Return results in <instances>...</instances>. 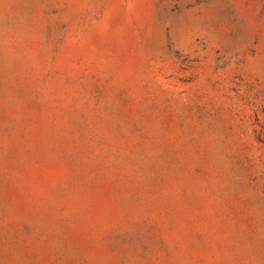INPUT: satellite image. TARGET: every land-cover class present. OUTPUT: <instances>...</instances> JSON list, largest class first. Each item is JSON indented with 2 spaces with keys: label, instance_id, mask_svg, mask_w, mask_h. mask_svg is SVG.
Wrapping results in <instances>:
<instances>
[{
  "label": "rangeland",
  "instance_id": "1",
  "mask_svg": "<svg viewBox=\"0 0 264 264\" xmlns=\"http://www.w3.org/2000/svg\"><path fill=\"white\" fill-rule=\"evenodd\" d=\"M0 264H264V0H0Z\"/></svg>",
  "mask_w": 264,
  "mask_h": 264
}]
</instances>
